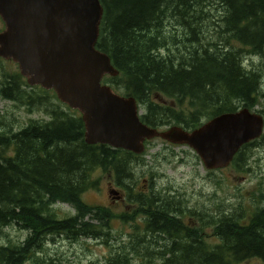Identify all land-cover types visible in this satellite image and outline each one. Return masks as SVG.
Instances as JSON below:
<instances>
[{"label":"trees","instance_id":"trees-1","mask_svg":"<svg viewBox=\"0 0 264 264\" xmlns=\"http://www.w3.org/2000/svg\"><path fill=\"white\" fill-rule=\"evenodd\" d=\"M100 1L104 16L97 49L111 58L120 73L106 77L103 84L136 99L145 110L144 124L196 130L202 120L243 108L254 111L264 99L262 77L244 66L243 56L264 51V0ZM208 3L213 6L202 7ZM214 6L220 9L218 17L211 15ZM211 18L219 20L213 42L207 38L212 30L202 29ZM189 34H200L198 48L187 47L193 46L186 40ZM35 88L20 74L6 75L1 88L3 98L36 107L47 121L31 120L16 133L0 132V264H23L49 236H103L99 229L107 228L117 216L83 199L97 187L92 177L100 169L111 173L109 177L122 187L128 206H136L128 212L132 215L120 219L130 224L137 215L143 216L145 232L129 244L133 257L156 247L153 253L162 264H244L253 259L264 264V205L249 218L237 211L215 220L218 243L208 244L201 228L185 223L183 202L154 190L138 195L132 190L133 165L143 156L87 145L80 113L56 95L47 91L40 95ZM165 99L177 104L169 105ZM258 113L264 116L263 110ZM257 143L243 147L234 163ZM58 204H69L76 215L58 216L54 208ZM11 227L28 234L20 246L4 242ZM129 262L127 255H119L109 264Z\"/></svg>","mask_w":264,"mask_h":264},{"label":"water","instance_id":"water-1","mask_svg":"<svg viewBox=\"0 0 264 264\" xmlns=\"http://www.w3.org/2000/svg\"><path fill=\"white\" fill-rule=\"evenodd\" d=\"M104 8L100 0H0V59L12 61L30 87L54 91L81 114L87 145H106L141 156L145 143L162 140L195 151L206 169L229 167L240 150L264 135V117L245 108L217 116L193 131L156 129L141 120L136 99L103 81L120 75L97 49ZM110 195L120 200L119 192Z\"/></svg>","mask_w":264,"mask_h":264},{"label":"rangeland","instance_id":"rangeland-1","mask_svg":"<svg viewBox=\"0 0 264 264\" xmlns=\"http://www.w3.org/2000/svg\"><path fill=\"white\" fill-rule=\"evenodd\" d=\"M210 5L212 4L208 3L202 7ZM216 7L214 6L210 10H213L211 15L218 17L220 9ZM217 23H219L218 19L211 18L202 24L203 31L205 29L212 30L207 36L210 42L215 40L214 26ZM193 27L196 28L197 26L194 25ZM4 29L5 25L0 18V32ZM188 39L193 45L188 44V48L196 49L199 47L200 34H196L194 37L189 34L186 40ZM243 56H245L244 66L250 71L260 73L262 91L264 92V51L259 56L251 57L246 52ZM19 73V67L16 63L0 59V132L16 133L25 128L31 120L44 121L47 119V116L42 111H38L36 107L30 109L1 96L5 76ZM25 89L30 91L28 88ZM35 91L43 95L42 91L46 90L38 87L35 88ZM47 92L50 93L51 97L56 95L53 91ZM118 94L121 95L122 92ZM165 101L169 105L176 103L169 99H165ZM181 108L185 109V104ZM262 110L264 111V99L261 98L259 105L251 112L258 113ZM143 114H145L144 109L142 110ZM207 121L202 120V124ZM257 142L255 146L249 147L242 154L238 164L233 162L225 169L209 171L197 154L188 146H174L159 139L153 140L146 144L145 154L138 163L133 165L134 174L133 179L130 180V184L133 183V185L131 184L132 190L135 193L141 191L147 194L154 190L155 194L183 202L185 223L188 226L201 228L207 243L214 245L218 243L214 233L215 220L220 219L223 215L237 213V211L249 218L258 207L264 205V135ZM109 176L108 172L98 170L92 177L93 181L98 182L97 187L87 191L83 196L88 205L111 208L110 210L117 216L110 221L107 228L99 229L103 236L99 239L72 238L66 234L49 236L40 248L32 251L23 264H109L111 259L119 257V255H127L129 264H162V259L153 253L156 247L149 251L142 250L136 257L132 256L129 244L138 237L136 234H144L146 226L142 222L143 216L140 215H138L137 220L131 221L130 224L121 221L120 217H123V214L132 215L128 212L130 209V211L135 209L130 205L128 209L126 201L123 202L120 199L122 202L120 200L116 202L115 200V205H109L107 200H110L108 195L110 189L116 190L117 187L118 190L116 191L118 192L121 188L116 184L114 177ZM110 179H113L112 182L109 181ZM144 181L147 183L144 184ZM110 182L114 185L108 188ZM121 190L123 189L121 188L120 192L124 196L122 193L124 190ZM54 208L58 212V216L62 218L76 215V211L69 204H58ZM201 221H204V224ZM95 225L99 224L95 223ZM6 233L4 242L18 246L28 237V234L20 231L18 227H11L6 230ZM244 264L263 263L253 259Z\"/></svg>","mask_w":264,"mask_h":264},{"label":"flooded vegetation","instance_id":"flooded-vegetation-1","mask_svg":"<svg viewBox=\"0 0 264 264\" xmlns=\"http://www.w3.org/2000/svg\"><path fill=\"white\" fill-rule=\"evenodd\" d=\"M146 183H147V181H144V184H146ZM110 185L113 186L114 184H113V183H112V184H111V183H108V187H110ZM110 188H111V187H110ZM110 190H113V189L111 188ZM140 194H147V193H145V192L143 193V192L140 191ZM119 195H120V199L122 198L121 200L127 202V200H126V196H125L124 192H123V195H124L125 197H123V196L121 195V192L119 193ZM109 198H111L110 200H112V202H110L109 200H107L108 203H109V205L115 203L114 200H116V199H115L113 196L109 195ZM116 201H117V200H116ZM118 201H119V200H118ZM115 204H116V203H115ZM115 204H113V205H115ZM127 208H128V206H127Z\"/></svg>","mask_w":264,"mask_h":264},{"label":"bare ground","instance_id":"bare-ground-1","mask_svg":"<svg viewBox=\"0 0 264 264\" xmlns=\"http://www.w3.org/2000/svg\"><path fill=\"white\" fill-rule=\"evenodd\" d=\"M1 60H2V59H1ZM3 61H5V60H3ZM100 170H101V169H100ZM110 174H111V173H110ZM111 176H112V175H111ZM112 177H113V176H112ZM112 177H111V178H112ZM111 180H113V179H110L109 181H111ZM111 182H112V181H111ZM111 182H110V183H111ZM113 184H114V183H113ZM119 184H120V183H119ZM110 187H111V185H110ZM115 187H116V186H115ZM108 188H109V187H108ZM121 188H122V187H121ZM121 188H120V189H121ZM114 189H115V188H114ZM120 189H119V191H118L119 193H120ZM116 190H118L117 187H116ZM128 190H129V189H128ZM121 191H123V190H121ZM123 192H124V191H123ZM123 192H122V193H123ZM136 193H138V192H136ZM125 194H126V193H125ZM134 194H135V193H134ZM108 195H109V194H108ZM108 195H107V196H108ZM123 197H124V196H123ZM107 198H108V197H107ZM110 199H111V198H110ZM121 199H122V198H121ZM109 201H110V200H109ZM114 201H115V200H114ZM117 201H118V200H117ZM117 201H116V202H117ZM120 201H121V200H120ZM122 201H123V200H122ZM122 201H121V202H122ZM111 202H112V200H111ZM123 202H124V201H123ZM126 203H127V202H126ZM126 203H125V204H126ZM131 203H132V202H131ZM131 203H130V204H131ZM134 203H135V202H134ZM134 203H133V204H134ZM113 204H115V203H113ZM122 204H123V203H122ZM122 204H121V205H122ZM126 205H128V204H126ZM136 205H137V204H136ZM100 207H102V206H100ZM103 207H105V206H103ZM128 207H129V206H128ZM132 207H133V205H132ZM135 207H136V206H135ZM135 207H134V208H135ZM110 209H111V208H110ZM128 209H129V208H128ZM130 210H131V209H130ZM130 210H129V211H130ZM123 211H124V210H123ZM137 216H138V215H137ZM140 216H142V215H140ZM119 221H120V220H119ZM121 221H122V220H121ZM98 222H99V221H98ZM95 223H96V221H95ZM108 223H109V222H108ZM121 223H122V222H121ZM122 224H123V223H122Z\"/></svg>","mask_w":264,"mask_h":264}]
</instances>
